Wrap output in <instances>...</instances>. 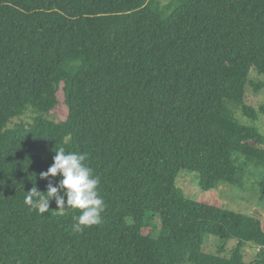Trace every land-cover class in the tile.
Instances as JSON below:
<instances>
[{"label":"trees","instance_id":"16d2710c","mask_svg":"<svg viewBox=\"0 0 264 264\" xmlns=\"http://www.w3.org/2000/svg\"><path fill=\"white\" fill-rule=\"evenodd\" d=\"M159 3L0 0V264H264L260 219L175 186L181 170L204 192L251 183L264 205L263 109L245 103L249 85L264 90V0ZM61 85L57 123L44 115ZM30 108L44 115L8 127ZM59 148L87 153L100 178L99 225L75 231L79 210L25 202L46 194ZM209 236L236 246L211 254Z\"/></svg>","mask_w":264,"mask_h":264},{"label":"rangeland","instance_id":"374dc122","mask_svg":"<svg viewBox=\"0 0 264 264\" xmlns=\"http://www.w3.org/2000/svg\"><path fill=\"white\" fill-rule=\"evenodd\" d=\"M170 1L171 0H160L159 8L162 10L166 9ZM251 72V81L253 83H257L259 78L256 76L254 71ZM58 101L59 104L55 110L49 114H43L45 118L57 123L64 122L68 113L67 106L64 102L65 96L62 85L58 91ZM245 103L259 112L263 109V112L260 114L259 121L254 126H256L264 135V90L256 91L251 85H249L247 87ZM30 110L31 111L26 112L21 117L12 119L8 127L12 128L18 124L27 125L30 124L35 117L43 116L40 113L32 111V108H30ZM236 118L242 124L249 126L252 125V123H250L248 119L244 118L239 112L236 113ZM250 184L251 183H247L245 185L236 186L223 183L213 190L204 192L199 188L198 174L189 170H181L175 180V186L184 198L229 211L250 215L254 218L260 219L264 225V205L260 202L259 195L254 192V188ZM218 244L220 247L225 245L223 246L224 249L221 247L223 249L221 255L223 256H227L228 253L236 246L235 242L221 241L215 237L209 236L205 239V246H203V250L217 255L216 252H218ZM256 253L257 250L255 248L246 247L244 249L245 261L247 263H253L256 259Z\"/></svg>","mask_w":264,"mask_h":264},{"label":"clouds","instance_id":"9594fccd","mask_svg":"<svg viewBox=\"0 0 264 264\" xmlns=\"http://www.w3.org/2000/svg\"><path fill=\"white\" fill-rule=\"evenodd\" d=\"M87 153L66 152L64 148L55 151L53 164L46 172L41 173V179L48 180L46 194L33 188L27 193L25 202L33 204V197L40 199V211L49 209V202L55 200L58 213L63 214L68 209L79 215H73V229L83 231L99 225L102 222V214L106 204L98 191L100 178L94 175V171L85 161ZM60 176L58 183L54 184L49 178Z\"/></svg>","mask_w":264,"mask_h":264}]
</instances>
